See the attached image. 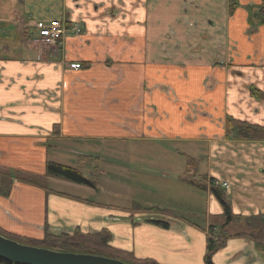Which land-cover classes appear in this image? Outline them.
Listing matches in <instances>:
<instances>
[{"label":"crops","instance_id":"obj_1","mask_svg":"<svg viewBox=\"0 0 264 264\" xmlns=\"http://www.w3.org/2000/svg\"><path fill=\"white\" fill-rule=\"evenodd\" d=\"M6 1L23 9L12 8L0 27V180L11 181L9 195L0 193L2 230L42 238L46 229H107L110 245L141 263L205 264L209 228L224 220L214 184L234 214L264 217V137L227 130L230 119L264 128V98L254 94L264 93V23L250 11L261 0H237L233 10L230 0ZM37 19H65L80 31L59 46L38 45ZM103 139L175 146L165 164L172 171L160 175L189 191L183 202L190 210L103 204V146L75 145ZM54 150L80 155L94 185L48 175ZM195 165L193 179L204 188L185 179ZM199 190L206 194L201 214ZM261 250L248 236H230L213 262L264 264Z\"/></svg>","mask_w":264,"mask_h":264},{"label":"rangeland","instance_id":"obj_2","mask_svg":"<svg viewBox=\"0 0 264 264\" xmlns=\"http://www.w3.org/2000/svg\"><path fill=\"white\" fill-rule=\"evenodd\" d=\"M9 3L14 2L11 0ZM15 7H17V9H23L19 2L11 5L8 4L6 0H0V27L3 25V21L6 19L5 14ZM1 39H3V34H0V41ZM64 142L71 141L64 140ZM75 145L77 149H86L90 151H97L101 149V146H103V179L98 176V182L103 181V204L110 206L114 205L118 207H128L130 209H142L145 211H150L153 206L160 209L164 207H173L179 213H186L190 210L189 206L185 205V202H183L184 197L189 191H186L181 185L176 184V180L170 181L169 179L160 175L164 172L172 171L173 168L171 166H165V164L169 163L168 157L166 156H169L168 154L175 152L173 151L175 146L172 147L171 151H166L165 147L163 146L157 145V148V146L154 147L150 142L137 143L131 140H126L121 142L119 146H116L114 141L108 139H103L102 145L99 141L94 140L76 142ZM193 153H195V151H193ZM51 154L55 155V157L52 159H54L57 163L74 167L80 170L84 177L86 175V177H88L90 180H93V178L89 177L86 172H83V166L81 165L82 162L76 159L80 155H76L77 157L74 158L73 153L63 150H54ZM137 154H162L164 158L166 157V161L164 162L160 160L134 162L129 159L130 155ZM133 164L138 166L135 167V172H127L129 168H133ZM203 169L207 170L205 165L203 166ZM62 187L66 189L63 185ZM198 193L199 194L194 193V199H198L200 201L195 204H198L197 210L201 214L202 207L199 205L201 203L200 194H203L202 204L206 203V194L201 190H199ZM192 196L193 195H191V197ZM211 221H218V218H213ZM230 228L232 229L231 232L246 230L244 222L234 223ZM0 233L9 238L13 236L11 233L6 232V230L4 231L1 228ZM19 240H21L19 241L21 243L28 244V242H30L29 238L27 237H20ZM262 245L264 246V242ZM261 247L262 246L259 248ZM104 256L112 259H118L127 263L142 264L139 260L131 259L127 255L123 256L122 254H117L114 252H109Z\"/></svg>","mask_w":264,"mask_h":264},{"label":"trees","instance_id":"obj_3","mask_svg":"<svg viewBox=\"0 0 264 264\" xmlns=\"http://www.w3.org/2000/svg\"><path fill=\"white\" fill-rule=\"evenodd\" d=\"M230 9L233 10L234 6L237 4V0H230ZM264 7V6H263ZM264 23V21H263ZM255 95L264 98V93L260 94L254 91ZM227 130L229 133L236 132L235 137L242 139L249 138H262L264 137V128L242 122L240 120L230 119L227 121ZM192 165V161L189 162ZM196 165L193 169H189L187 177L185 179L200 188H204V183L195 181L193 179V173ZM48 175L58 176L77 183H83L88 185H94V182L90 179L84 177L82 172L74 167L66 166L63 164L49 162L47 165ZM10 180L7 178H2L0 180V193L8 196L10 193ZM212 191L217 199L220 201L223 207V222L218 226H210L207 238V249L205 254V264H214L213 254L219 248L225 245L226 240L230 236H248L255 241L258 247L262 246L261 249L264 250L262 243L264 242V217L263 215H253L250 217H242L240 215L234 214L232 211L231 203L227 199L224 191L217 185L212 186ZM154 210L151 208L150 210ZM164 211V210H161ZM149 222L162 227H168L169 224L161 219L150 218ZM241 223L244 222L245 231L231 232L227 229L230 223ZM11 238L19 240V235L11 234ZM28 238V237H27ZM28 244L48 247L60 251H73V252H84L93 253L98 255H106L107 253H117L123 256H128L134 259L133 256L123 250H119L110 245L111 233L107 229H103L95 233H85L81 229H75L72 233H57L51 232L48 229L45 230V235L42 238H29ZM0 264H18L10 261H5L0 259ZM142 264H157L152 260H145Z\"/></svg>","mask_w":264,"mask_h":264},{"label":"water","instance_id":"obj_4","mask_svg":"<svg viewBox=\"0 0 264 264\" xmlns=\"http://www.w3.org/2000/svg\"><path fill=\"white\" fill-rule=\"evenodd\" d=\"M0 259L18 264H133L93 253L21 243L0 233Z\"/></svg>","mask_w":264,"mask_h":264},{"label":"built area","instance_id":"obj_5","mask_svg":"<svg viewBox=\"0 0 264 264\" xmlns=\"http://www.w3.org/2000/svg\"><path fill=\"white\" fill-rule=\"evenodd\" d=\"M34 25L38 31V35L34 41L38 45L43 46H59L62 44L67 33H78L80 31V27L77 24L70 26L67 24L65 19H52L50 21L37 19ZM68 66L73 70L80 68L77 63H72ZM216 185H219V182H217ZM228 185V182L221 183L222 187H228Z\"/></svg>","mask_w":264,"mask_h":264},{"label":"flooded vegetation","instance_id":"obj_6","mask_svg":"<svg viewBox=\"0 0 264 264\" xmlns=\"http://www.w3.org/2000/svg\"><path fill=\"white\" fill-rule=\"evenodd\" d=\"M264 0H261L259 5H252L250 8L251 11V19H255L263 24L264 21ZM255 17V18H254ZM79 26V24H77Z\"/></svg>","mask_w":264,"mask_h":264}]
</instances>
